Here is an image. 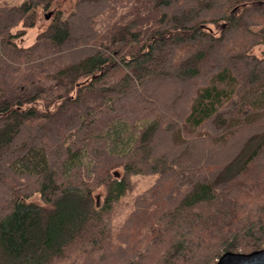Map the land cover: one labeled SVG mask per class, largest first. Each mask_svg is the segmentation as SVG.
Wrapping results in <instances>:
<instances>
[{
  "label": "trees",
  "instance_id": "1",
  "mask_svg": "<svg viewBox=\"0 0 264 264\" xmlns=\"http://www.w3.org/2000/svg\"><path fill=\"white\" fill-rule=\"evenodd\" d=\"M55 2L0 4V264L261 249L264 0Z\"/></svg>",
  "mask_w": 264,
  "mask_h": 264
},
{
  "label": "rangeland",
  "instance_id": "2",
  "mask_svg": "<svg viewBox=\"0 0 264 264\" xmlns=\"http://www.w3.org/2000/svg\"><path fill=\"white\" fill-rule=\"evenodd\" d=\"M22 1L23 0H0V4H7L9 6L10 5H18ZM73 3H74V0H56L54 7H51L49 10L42 12L41 13V17H45V15H47L49 12H51L53 14V11L55 9L56 10H61L62 12L67 13L72 8ZM254 30L257 31V32L264 33V27H254ZM29 33H30V35H29ZM35 34H36L35 30H32V31L28 32L29 36H27L28 40L26 41V44H31L34 41ZM263 50H264V48H263ZM255 52L258 54L259 53L258 49L255 50ZM148 180H149L148 177H142L141 180L138 183V186L136 188H144L146 186Z\"/></svg>",
  "mask_w": 264,
  "mask_h": 264
},
{
  "label": "water",
  "instance_id": "3",
  "mask_svg": "<svg viewBox=\"0 0 264 264\" xmlns=\"http://www.w3.org/2000/svg\"><path fill=\"white\" fill-rule=\"evenodd\" d=\"M51 12L45 15L49 19ZM216 264H264V246L249 253L225 252L216 261Z\"/></svg>",
  "mask_w": 264,
  "mask_h": 264
}]
</instances>
